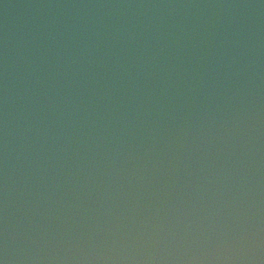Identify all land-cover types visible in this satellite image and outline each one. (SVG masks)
Wrapping results in <instances>:
<instances>
[{
	"label": "water",
	"instance_id": "obj_1",
	"mask_svg": "<svg viewBox=\"0 0 264 264\" xmlns=\"http://www.w3.org/2000/svg\"><path fill=\"white\" fill-rule=\"evenodd\" d=\"M0 264H264V0H0Z\"/></svg>",
	"mask_w": 264,
	"mask_h": 264
}]
</instances>
